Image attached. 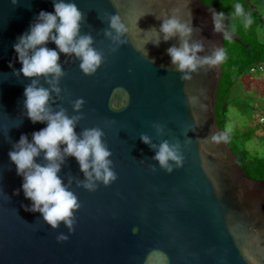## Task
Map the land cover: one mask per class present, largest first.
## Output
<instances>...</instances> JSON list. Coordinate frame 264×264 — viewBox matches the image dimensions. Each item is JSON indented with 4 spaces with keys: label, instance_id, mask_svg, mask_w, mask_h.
<instances>
[{
    "label": "water",
    "instance_id": "95a60500",
    "mask_svg": "<svg viewBox=\"0 0 264 264\" xmlns=\"http://www.w3.org/2000/svg\"><path fill=\"white\" fill-rule=\"evenodd\" d=\"M73 2L84 14L80 32L93 36L105 59L86 75L73 55L60 53L66 74L61 93L53 92L50 103L73 115L72 101L84 99L75 131L104 130L117 179L95 191L84 189L77 185L84 179L78 162L67 156L58 175L66 184L71 178L69 187L81 205L73 230L62 222L52 228L39 212L25 209L31 201L20 189L22 177L8 151L21 133L31 139L46 124L25 115L24 87L33 78L19 73L12 45L40 10L53 11V0H0V264H264V178L245 173L227 140L210 139L224 134L215 113L221 63L181 80L166 52L179 44L178 38L154 44L158 18L171 15L173 8L184 20L190 11V42L204 45L199 56L223 48L225 36L239 43L241 38L223 19L214 30L217 10L201 0ZM115 12L130 32L128 42L113 51L104 29L107 14ZM47 46L56 48L51 41ZM189 96L195 102L189 103ZM141 133L157 145L164 139L179 142L183 165L171 172L161 168ZM36 159L43 162L42 156ZM60 233L67 239L57 240Z\"/></svg>",
    "mask_w": 264,
    "mask_h": 264
},
{
    "label": "clouds",
    "instance_id": "9594fccd",
    "mask_svg": "<svg viewBox=\"0 0 264 264\" xmlns=\"http://www.w3.org/2000/svg\"><path fill=\"white\" fill-rule=\"evenodd\" d=\"M12 3H17V0H12ZM235 10L241 13L240 4L235 5ZM171 12V15L165 14L158 18L161 23L154 44L158 46L161 40L178 38L179 44L168 47L166 52L175 70L181 73V80H190L192 73L200 68H212L225 60L226 53L221 47L214 48L210 55L199 56L204 45L201 41L190 42L193 33L190 11L188 20L180 17L179 8H173ZM223 15L222 12L213 13L214 30L221 28ZM83 19L84 14L73 0H53V11L40 10L29 28L12 45L21 64L19 73L33 78L24 87L25 115L33 123L42 122L46 126L34 130L31 139L21 133L8 151V156L16 166L17 175L22 177L20 189L25 198L31 201L25 205V209L39 212L52 228H57L62 222L69 232L73 230L75 212L81 205L69 187L71 178L66 184L58 175L65 158L72 156L78 162L84 179L78 180L77 185L84 189L95 191L100 184L107 186L117 179L110 159L112 152L102 139L104 130L93 126L85 127L79 133L75 131L83 116L79 110L85 103L84 99L78 97L72 101L73 115H69L62 106L54 110L50 103L53 92L57 95L61 93L60 80L66 74L59 62L60 53L73 55L79 61V69L86 75L94 74L105 59L103 51L93 46V36L80 32ZM107 22L104 36L112 42L114 51L128 42L130 26L119 12L107 14ZM49 41L54 42L56 48L48 47ZM40 77H43L48 87L40 84ZM195 99L189 96V103L195 102ZM153 126L158 133L162 131L159 123L154 122ZM140 139L155 149L152 159L167 172L183 165L184 155L179 142L170 143L164 139L157 145L144 133H141ZM210 139L215 142L226 141L228 134H213ZM41 156L43 162L36 159ZM20 189L14 190V194H18ZM132 231L136 232L137 229L134 227ZM66 239L64 233L57 235V240Z\"/></svg>",
    "mask_w": 264,
    "mask_h": 264
},
{
    "label": "trees",
    "instance_id": "16d2710c",
    "mask_svg": "<svg viewBox=\"0 0 264 264\" xmlns=\"http://www.w3.org/2000/svg\"><path fill=\"white\" fill-rule=\"evenodd\" d=\"M201 1L208 6H215L217 12H222L224 15L221 19L225 21L227 29L236 33L242 40L239 43L229 36L223 39L226 58L221 62V77L217 86L216 122L224 133L227 132V142L245 173L252 178L263 179L264 158L252 155L246 148V142L251 139L254 129L251 130L252 134L227 129L228 113L231 107L248 118L260 109L255 102H248L244 98L233 95L232 88L238 81L248 86L254 80L255 75H264V38L260 39L257 31L261 25L262 14L259 7L253 5V0ZM258 2L259 4L264 3L263 0ZM237 3L241 6V13L235 10ZM260 66H263L262 72L259 69ZM252 68L256 69V72L251 71ZM257 126L264 128L261 124Z\"/></svg>",
    "mask_w": 264,
    "mask_h": 264
},
{
    "label": "rangeland",
    "instance_id": "374dc122",
    "mask_svg": "<svg viewBox=\"0 0 264 264\" xmlns=\"http://www.w3.org/2000/svg\"><path fill=\"white\" fill-rule=\"evenodd\" d=\"M259 0H253V5H257L262 14L261 25L257 29L259 38H264V3L259 4ZM264 1V0H263ZM232 94L246 99L248 102H255L260 106V109L255 111L251 118L242 115L238 110L231 107L228 113L229 121L227 129L234 132H246L253 135L246 142V148L252 155L264 158V129L257 126V113L264 109V75L258 74L254 76V80L248 84L238 81L232 88Z\"/></svg>",
    "mask_w": 264,
    "mask_h": 264
},
{
    "label": "built area",
    "instance_id": "2783aa9c",
    "mask_svg": "<svg viewBox=\"0 0 264 264\" xmlns=\"http://www.w3.org/2000/svg\"><path fill=\"white\" fill-rule=\"evenodd\" d=\"M260 71H263V66L259 67ZM251 71L256 72V69H251ZM257 124H261L264 126V110H262L261 112L257 113Z\"/></svg>",
    "mask_w": 264,
    "mask_h": 264
},
{
    "label": "crops",
    "instance_id": "0c3cea01",
    "mask_svg": "<svg viewBox=\"0 0 264 264\" xmlns=\"http://www.w3.org/2000/svg\"><path fill=\"white\" fill-rule=\"evenodd\" d=\"M262 129H264V128H262Z\"/></svg>",
    "mask_w": 264,
    "mask_h": 264
}]
</instances>
